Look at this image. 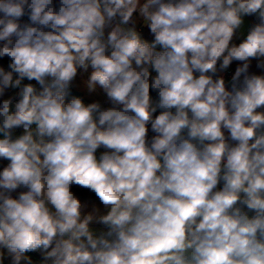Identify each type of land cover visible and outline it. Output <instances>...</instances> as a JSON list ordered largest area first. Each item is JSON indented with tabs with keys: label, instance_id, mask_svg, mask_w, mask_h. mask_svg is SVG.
<instances>
[{
	"label": "clouds",
	"instance_id": "obj_1",
	"mask_svg": "<svg viewBox=\"0 0 264 264\" xmlns=\"http://www.w3.org/2000/svg\"><path fill=\"white\" fill-rule=\"evenodd\" d=\"M0 264H264V0H0Z\"/></svg>",
	"mask_w": 264,
	"mask_h": 264
},
{
	"label": "trees",
	"instance_id": "obj_2",
	"mask_svg": "<svg viewBox=\"0 0 264 264\" xmlns=\"http://www.w3.org/2000/svg\"><path fill=\"white\" fill-rule=\"evenodd\" d=\"M75 191H76L80 196L87 197V196L91 195V194L88 193L86 190L75 189Z\"/></svg>",
	"mask_w": 264,
	"mask_h": 264
},
{
	"label": "crops",
	"instance_id": "obj_3",
	"mask_svg": "<svg viewBox=\"0 0 264 264\" xmlns=\"http://www.w3.org/2000/svg\"><path fill=\"white\" fill-rule=\"evenodd\" d=\"M82 197H84V196H82Z\"/></svg>",
	"mask_w": 264,
	"mask_h": 264
}]
</instances>
